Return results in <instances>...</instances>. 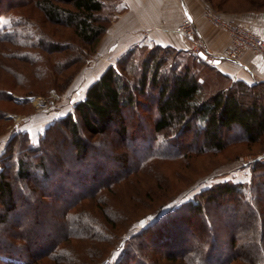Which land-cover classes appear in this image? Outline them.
I'll return each instance as SVG.
<instances>
[{
    "label": "trees",
    "instance_id": "16d2710c",
    "mask_svg": "<svg viewBox=\"0 0 264 264\" xmlns=\"http://www.w3.org/2000/svg\"><path fill=\"white\" fill-rule=\"evenodd\" d=\"M236 1L242 6L208 0L226 14L264 10V0ZM118 2L0 0V23L11 12L17 27H34L36 7L47 23H71L94 50ZM38 34L35 39L30 31H7L0 24V127L8 112L1 102H14L18 90H41L31 79L43 78V68L48 76L49 55L69 50L68 44L52 43L47 32ZM39 49L48 53L47 63ZM67 55L62 70L89 60L84 52ZM211 59L187 47L138 44L110 64L73 111L49 123L38 138L27 130L13 133L0 153V264H102L117 249L121 253L113 264H264V162L255 163L248 182L225 180L202 189L194 200L136 232L128 229L149 213L141 210L147 204L131 199L137 193L114 191L158 156L220 151L231 139L264 141V80H233ZM59 65H54L57 70ZM74 75L66 78L64 89ZM152 110L158 117L150 121L153 135L147 140L140 124L141 118L149 121L145 113ZM233 129L243 136L225 138ZM110 133L125 150H110L122 163L114 172L106 154L85 163L95 145L108 143ZM59 135L71 141V154L57 149ZM160 138L167 150L155 146Z\"/></svg>",
    "mask_w": 264,
    "mask_h": 264
},
{
    "label": "rangeland",
    "instance_id": "374dc122",
    "mask_svg": "<svg viewBox=\"0 0 264 264\" xmlns=\"http://www.w3.org/2000/svg\"><path fill=\"white\" fill-rule=\"evenodd\" d=\"M229 5H233V7L236 5L238 7L242 6V4H239L236 0H233V2ZM211 6L224 16L226 15V13L220 11L218 8L213 5ZM32 7L33 6H27V9L31 10ZM34 10V19L37 22L33 25L34 27L31 25H26L23 28L22 26L17 27V19L11 12L2 15L0 24L7 31H12L14 28H21V30L27 34H29L30 31L35 39L36 37H39L38 33L40 31H45L52 43H59L61 45L68 44L69 50L67 49L66 53L57 52L49 55L48 76L45 74L47 68H43V78H40V80L31 79L35 86L41 85V90L38 89L32 93L24 90H18L12 94L14 102H1L4 107L8 109V112L5 115L6 120L3 123L4 125L0 127V137H7L13 129H16L18 125L25 120L26 117L35 113L50 114L60 110H66L68 113L73 111L76 103L79 101L78 99L81 93H77L76 91L82 87L84 81L82 80L79 85L77 78L85 76V79H90L93 76L91 75L92 73L98 72V70L95 71L94 69H90L89 66L94 64L96 60L101 59L98 50L101 40L96 48L91 50L92 44L84 43L75 33L74 27L71 23L65 20L62 21L61 24L47 23L44 19V14L39 11V8L35 7ZM62 14L66 15L64 12ZM63 18L65 19L66 17ZM199 40L203 43L201 39ZM39 52L42 55V62L47 63L48 53L44 52L43 49H39ZM80 52H84L89 55V60L86 64L80 65L79 68V63H75L68 66L66 69H60L61 64L65 62L68 57L67 54H72L71 58H74V55H79ZM50 53L51 52H49V54ZM214 59L215 58L212 57L211 63H214ZM56 63L60 64L58 70L54 66ZM85 65L88 66L83 68ZM42 67H44L43 64H41L40 68ZM27 68L29 70L31 69L29 67ZM83 71L84 73L86 72L87 75L90 72L89 77L83 74ZM72 75H74L73 80L68 87L64 89L63 86H65L64 83L66 82V78H70ZM31 78H33V76H31ZM73 86L75 87L73 88ZM24 100L28 101V103L26 105L20 104L21 101ZM145 114H147L145 118L149 121L147 122L145 119L141 118L140 125L143 126L144 129H147L145 136L146 139L149 140V137L153 135L150 131H148L149 127H151L150 121L158 116H156L154 110ZM168 132H170V130ZM39 135L40 133H38V136ZM113 135L114 134L110 133V135L107 136L106 139L108 140V143L104 144L103 148H100L98 144L94 146L95 148L90 152L92 157L85 162L86 164L92 162V158L95 159L97 157H103L106 154L103 158L109 161L112 171L114 172L115 170H120V164H122L121 160L112 158L111 151H113L116 146V150L114 149L115 153L125 152V150L124 148H118L121 147V142L116 140V135ZM236 135L243 136L240 130L233 129L225 134V138L229 139ZM38 136L33 138L36 139ZM155 137L159 136L156 135ZM98 140V137L92 139V141L96 143ZM57 143L59 145L57 149H62L65 153L71 154V141L68 138L63 139V135H59ZM161 145L162 147H165V150L168 149L165 141L161 138L155 139V146L159 147ZM52 151L53 150L51 149V152ZM50 153L49 155L54 158L55 154ZM256 162H264V141L261 143L251 144L244 140V138L241 140L231 139L226 142L225 148L220 151L206 150L203 153H193L186 157L174 158L158 156L150 159L147 162L146 167L136 173H133V175H131L125 182L121 183L118 187L116 186V189H114L116 193L123 194V192H127L130 196L131 194L137 193V197H133L131 199L134 201L138 198L139 200H144V203L147 204V207H143L141 210L149 213L134 222L128 230L130 232L139 231L140 229L153 223L161 214L169 210H173L182 203L194 200V197L198 192L202 189L209 188L216 183L225 180H246L248 182L251 178V170ZM132 163V160L131 162H128V164ZM71 164L76 165L73 160ZM108 195H110L109 191H105L104 196ZM121 197L122 195L118 196V198ZM55 204L58 203L56 202ZM130 211V214L135 215L137 209L132 207L130 208ZM54 220L55 226L59 227V220L57 221L55 216ZM120 253L121 249L115 250L111 257L102 264H113L119 257Z\"/></svg>",
    "mask_w": 264,
    "mask_h": 264
},
{
    "label": "crops",
    "instance_id": "0c3cea01",
    "mask_svg": "<svg viewBox=\"0 0 264 264\" xmlns=\"http://www.w3.org/2000/svg\"><path fill=\"white\" fill-rule=\"evenodd\" d=\"M208 3V0H119L112 23L99 43L101 59L89 66L98 72L92 73L90 79H85V76L77 78L79 85L84 80L82 87L75 89L77 93L81 92L78 100L85 97L89 85L97 80L110 64L115 63L127 50L138 44L155 43L184 48L177 28L186 16L195 20L196 36L202 40L208 55L212 57L213 53L223 50L230 44L229 35L224 29L213 26L203 17L204 8ZM225 16L264 38V10L248 9ZM215 59L219 60L216 67L233 80L242 79L250 84L264 80V55L260 53L248 50L243 52L238 60ZM83 74L87 75L84 71ZM89 75L90 72L87 76ZM67 113L66 110H60L50 114L35 113L26 117L7 137H0V153L13 133L27 130L32 137L38 136L49 123Z\"/></svg>",
    "mask_w": 264,
    "mask_h": 264
},
{
    "label": "built area",
    "instance_id": "2783aa9c",
    "mask_svg": "<svg viewBox=\"0 0 264 264\" xmlns=\"http://www.w3.org/2000/svg\"><path fill=\"white\" fill-rule=\"evenodd\" d=\"M203 17L213 26L224 29L230 39V44L223 50L213 53L212 57L238 60L243 52L248 50L264 55V38L257 32L224 16L209 3L204 8ZM177 30L180 33L184 47L198 53L200 51L207 52L203 43L196 37L195 20L191 16H186Z\"/></svg>",
    "mask_w": 264,
    "mask_h": 264
},
{
    "label": "water",
    "instance_id": "95a60500",
    "mask_svg": "<svg viewBox=\"0 0 264 264\" xmlns=\"http://www.w3.org/2000/svg\"><path fill=\"white\" fill-rule=\"evenodd\" d=\"M199 55L202 56L203 58H207L208 53L205 52V51H200V52H199ZM213 61H214V62H217V61H219V60H218V59H215V60H213Z\"/></svg>",
    "mask_w": 264,
    "mask_h": 264
}]
</instances>
